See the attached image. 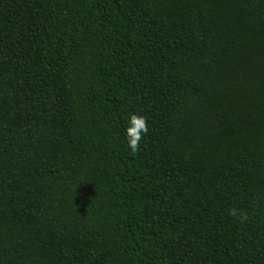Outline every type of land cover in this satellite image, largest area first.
<instances>
[{
    "label": "trees",
    "instance_id": "16d2710c",
    "mask_svg": "<svg viewBox=\"0 0 264 264\" xmlns=\"http://www.w3.org/2000/svg\"><path fill=\"white\" fill-rule=\"evenodd\" d=\"M0 264H264V0H0Z\"/></svg>",
    "mask_w": 264,
    "mask_h": 264
},
{
    "label": "clouds",
    "instance_id": "9594fccd",
    "mask_svg": "<svg viewBox=\"0 0 264 264\" xmlns=\"http://www.w3.org/2000/svg\"><path fill=\"white\" fill-rule=\"evenodd\" d=\"M148 132L146 118L143 115L130 114L128 117V124L125 128L127 146L136 151L141 138ZM231 215L236 216V212H231Z\"/></svg>",
    "mask_w": 264,
    "mask_h": 264
}]
</instances>
